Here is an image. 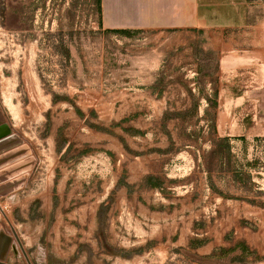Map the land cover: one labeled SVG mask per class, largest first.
<instances>
[{"label":"rangeland","instance_id":"obj_1","mask_svg":"<svg viewBox=\"0 0 264 264\" xmlns=\"http://www.w3.org/2000/svg\"><path fill=\"white\" fill-rule=\"evenodd\" d=\"M100 15L98 0H0V127L8 128L0 133V234L12 239L0 264H107L111 262L104 253L109 250L135 254L128 264H264V140L244 147L237 143L231 156L223 148L207 156L229 202L210 194L199 174L192 194L177 197L175 188L185 171L176 170L171 176L178 179H167L166 206L182 200L199 212L173 213L171 219L161 213L155 219L139 209L148 198L138 194L136 201L130 198L133 213L110 212V202L102 212L107 231H100L101 248L80 244L81 228H89L94 217L91 207L110 201L103 193L117 174L127 179L126 156L112 147V137L86 129L79 119L81 109L95 104L88 100L119 89L106 84L105 77L116 72L134 44L105 34ZM169 93L179 96L175 90ZM194 125L199 126L196 119L190 127ZM169 128L178 126L171 123ZM174 137L182 140L178 131ZM180 144L178 153L184 150ZM85 217L87 223L82 222ZM191 222L194 232L188 231ZM174 224L181 234L178 244L171 241ZM159 225L167 228L168 237L159 236ZM144 228L155 240L146 246L151 254L143 257L149 241ZM188 237L215 241L232 252L220 259L188 252L181 246ZM242 241L247 249L236 251Z\"/></svg>","mask_w":264,"mask_h":264},{"label":"crops","instance_id":"obj_2","mask_svg":"<svg viewBox=\"0 0 264 264\" xmlns=\"http://www.w3.org/2000/svg\"><path fill=\"white\" fill-rule=\"evenodd\" d=\"M100 16L105 34L134 42L116 72L105 77L106 84L119 89L88 100L95 104L80 110L79 119L86 129L97 130L105 139L112 137V147L127 161V179L116 175L110 190L103 193L110 201L106 198L91 207V226L80 230V244L95 243L101 248L100 231H107L102 212L108 210L109 202L110 212L133 213L130 198L136 201L137 195H142L148 199L139 209L155 219H160L161 213L171 219L173 213L199 212L182 200L166 206L167 179L176 181L177 176H171L176 170L185 171L175 188L180 191L177 197L192 194L194 177L199 174L205 176L210 194L229 202L215 182L207 156H215L222 148L231 156L235 144L244 147L249 141L264 140V0H101ZM143 35L147 39H136ZM172 90L179 96L171 97ZM195 119L199 126L190 127ZM171 123L179 130L170 129ZM177 131L184 146L180 153L177 146L181 144L174 137ZM82 219L87 223V217ZM127 223L131 229V222ZM174 227L177 232L171 241L178 244L181 234ZM158 228L159 236L167 234L166 227ZM191 229L193 222L188 224V231ZM88 231L89 242L84 239ZM146 234L149 241L144 242L142 255L151 254L146 246L155 240L150 229L144 228L145 238ZM185 243L181 246L186 251L209 259L227 258L232 252L209 239L188 237ZM241 246L248 247L242 241L235 250L243 249ZM104 256L111 262L107 264H128L136 258L135 254L122 256L111 250Z\"/></svg>","mask_w":264,"mask_h":264},{"label":"water","instance_id":"obj_3","mask_svg":"<svg viewBox=\"0 0 264 264\" xmlns=\"http://www.w3.org/2000/svg\"><path fill=\"white\" fill-rule=\"evenodd\" d=\"M4 121L3 115L0 113V124ZM7 126L4 124L0 127V133H7ZM12 246V239L5 234H0V261H5L9 250Z\"/></svg>","mask_w":264,"mask_h":264},{"label":"trees","instance_id":"obj_4","mask_svg":"<svg viewBox=\"0 0 264 264\" xmlns=\"http://www.w3.org/2000/svg\"><path fill=\"white\" fill-rule=\"evenodd\" d=\"M249 1H263V0H249ZM98 7H99V11L101 13V0H98ZM241 248L245 249L243 246H241Z\"/></svg>","mask_w":264,"mask_h":264}]
</instances>
